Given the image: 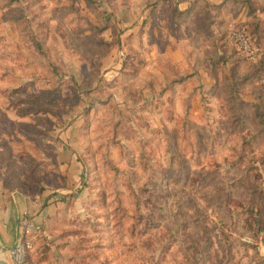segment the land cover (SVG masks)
<instances>
[{"label":"rangeland","instance_id":"1","mask_svg":"<svg viewBox=\"0 0 264 264\" xmlns=\"http://www.w3.org/2000/svg\"><path fill=\"white\" fill-rule=\"evenodd\" d=\"M260 3L0 0V191L32 205L31 264H264Z\"/></svg>","mask_w":264,"mask_h":264},{"label":"built area","instance_id":"2","mask_svg":"<svg viewBox=\"0 0 264 264\" xmlns=\"http://www.w3.org/2000/svg\"><path fill=\"white\" fill-rule=\"evenodd\" d=\"M228 36L240 56L253 60L263 53V47L251 39L244 27L230 29ZM39 229L36 219L26 215L19 216L15 239L7 249L9 264H31L29 256L34 247L32 235Z\"/></svg>","mask_w":264,"mask_h":264},{"label":"crops","instance_id":"3","mask_svg":"<svg viewBox=\"0 0 264 264\" xmlns=\"http://www.w3.org/2000/svg\"><path fill=\"white\" fill-rule=\"evenodd\" d=\"M254 6L255 9L253 13H256L258 16H263L264 0H262V3L259 5L256 4ZM245 16L249 18V15L246 14ZM5 196L6 194L0 191V238L2 242L9 247L15 239L16 216L19 213L30 210L32 205L30 202L26 201L24 196H14L13 194L7 198Z\"/></svg>","mask_w":264,"mask_h":264},{"label":"water","instance_id":"4","mask_svg":"<svg viewBox=\"0 0 264 264\" xmlns=\"http://www.w3.org/2000/svg\"><path fill=\"white\" fill-rule=\"evenodd\" d=\"M7 249L4 248V244L0 238V264H9Z\"/></svg>","mask_w":264,"mask_h":264},{"label":"trees","instance_id":"5","mask_svg":"<svg viewBox=\"0 0 264 264\" xmlns=\"http://www.w3.org/2000/svg\"><path fill=\"white\" fill-rule=\"evenodd\" d=\"M237 50V49H236ZM238 52V51H237Z\"/></svg>","mask_w":264,"mask_h":264}]
</instances>
